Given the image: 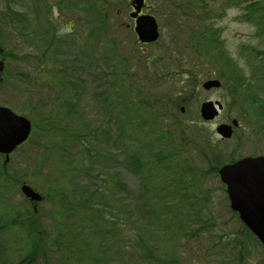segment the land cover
I'll return each mask as SVG.
<instances>
[{"label":"rangeland","instance_id":"1","mask_svg":"<svg viewBox=\"0 0 264 264\" xmlns=\"http://www.w3.org/2000/svg\"><path fill=\"white\" fill-rule=\"evenodd\" d=\"M62 3L60 0H16L7 7L0 2V46H3L0 47L3 49L0 51V62L4 64L0 70V105L25 114L33 126L38 124L36 132L33 131L28 142L11 154L7 164L0 154V166L10 169L15 177L0 196V226H4L0 231V264H16L19 259L26 258L30 250L29 226L36 221L31 202L20 191L23 183L31 185L44 196L45 200L38 204L37 222L40 221L43 228L49 231L50 238H55L54 221L59 213L58 205L53 202L58 201L59 194L63 192L66 172L63 152L58 147L63 143V138L57 133L63 134V122L66 132L75 126H87L93 130L99 126L110 129L114 148L116 145L124 150L128 145L140 146L138 148L145 146L141 150L143 168L139 175L126 168L127 154H116V148L111 156H116L118 162H109L111 168L119 172L121 179L128 185V195H121L120 198L127 195L125 201L129 207L120 222L129 224L138 221L136 226H143L144 236L149 241H155V252L169 260L166 264H172L175 260L182 264H238L237 251H225V232L228 236L238 234L239 229H244L243 223L229 208L222 182L210 169L216 161L205 155V151L209 144L219 148L221 155L217 160L226 161L224 163L264 156V131H256L255 126H251L252 132L246 131V127L251 124L245 114L243 117L240 115L241 103L236 97V89L241 83L239 73L241 75L249 71L248 76L253 79L254 72H259L262 67L257 69L247 55L238 54L241 45L257 46L255 26L246 19L237 20L239 16L244 18L247 10L227 9L226 14L218 20L224 28L222 40L215 42L209 35H205L203 29H206V25H200L201 21L195 17V8H182L177 1L170 0L164 4V8H152L151 12L157 19L158 16L160 18L161 36L159 44L145 46L139 44L134 32L126 27V0H117L111 8H103L107 6V0H63ZM93 6L102 8L98 11ZM7 8L18 9L21 15H12ZM216 9L222 11L225 8ZM119 11L122 16L118 14ZM63 16L67 18L63 19ZM54 32L62 43L55 47L54 54L44 57L42 52L47 50L49 37ZM40 35H44V38L39 39ZM42 40L45 41L41 45L39 42ZM225 46L229 52L226 49L223 51ZM3 52H6L5 55ZM153 56L156 58L151 59ZM204 56L215 58L204 61ZM201 61L204 66L195 70V65ZM63 70H66L64 74ZM211 70L215 71L216 76L212 75ZM213 77L222 82L221 87L205 90L204 81ZM69 81L77 84L78 94H85L83 102L88 107L74 113L62 108V112H57L55 120L51 122L57 126L55 132L42 134V119L38 113H33V108L37 107L38 94L45 93L44 101H47L52 96L53 87V91L57 86L61 89L60 86ZM27 87L35 93L33 100L28 96L29 91L22 90ZM240 92L245 95L250 93L243 89ZM154 95H159V102L154 103V108L150 109V103L146 102ZM222 99L227 103L224 113L211 121L199 117L201 103ZM126 102L129 104L122 113L121 109L109 112L110 106L118 104L123 108ZM230 102L234 106H229ZM54 103L55 100H50L46 109L37 108L39 114L41 112L42 116L46 115L44 110L48 113ZM183 105L187 111L180 114ZM232 119L242 121V126L237 128L233 138L224 140L216 128L220 123ZM257 119L259 122L264 121L261 116ZM127 121H140L142 126L130 127ZM189 121H197L198 124ZM84 131L82 133H86ZM90 145L103 146H98L94 141ZM72 148L80 154V144H73ZM167 151L174 152L175 156H163ZM82 158V161L75 159L74 168L78 166L84 169L88 164L84 153ZM160 158L170 159L160 161ZM191 161L192 168H196L193 173L200 180L191 185L190 173L185 180H176L179 177L176 168H182ZM145 176L146 181L143 180ZM81 178L85 181L86 177ZM57 182H60L58 187ZM143 183L147 189L144 198L158 199L166 204V200L161 198L169 194L180 199L183 207L189 208L180 211L184 215L182 218L176 217V221L174 217L170 218L171 225L177 228L172 234H168L164 227L160 229L158 225L154 234L150 220L141 212L139 203L142 200L136 196L143 193ZM154 186L163 189L156 190ZM150 190L153 196H150ZM205 197L208 200L201 201ZM202 205L203 216L196 215L195 208ZM207 212L212 218H207ZM120 217H123V213ZM212 220L216 222L215 230L224 235L219 248L214 245L219 234L211 230ZM35 234L43 251L49 248L52 250L49 253L51 260L45 262L44 257L40 256L38 264H63L61 248L55 245L48 247L46 242L50 238L41 229ZM262 248L260 246L257 250V256L241 264H264L260 263L264 262ZM108 251L99 252L96 259L85 264H115L112 257L107 261ZM90 255L92 253L86 254V259ZM99 258L103 262L98 261ZM119 260L125 264L121 258ZM156 263L157 260H141L139 264ZM126 264L131 263L129 261Z\"/></svg>","mask_w":264,"mask_h":264},{"label":"trees","instance_id":"2","mask_svg":"<svg viewBox=\"0 0 264 264\" xmlns=\"http://www.w3.org/2000/svg\"><path fill=\"white\" fill-rule=\"evenodd\" d=\"M6 4V6H10L11 3L16 0H0V2ZM61 3L63 0H60ZM249 3L246 5L247 12L245 13V19L250 22L251 25L255 26L257 46H248L243 45L242 54L244 56L247 55V58L252 63V65L256 66L259 69V72H254L255 75L253 79H251L249 75V71L239 73V79L241 83L236 89V97L237 100L241 103L239 109L242 113L240 115L243 117L244 114L246 118H248L250 122V126L246 127V131L252 132L253 128L251 126H255L256 131H264V121L259 122L258 117L261 116L264 119V0H247ZM59 5V4H58ZM63 5V3H62ZM11 11L12 15L20 16L21 11L18 9L7 8ZM50 9V8H49ZM54 9H56L54 7ZM62 9V8H61ZM64 9V8H63ZM99 11V8L97 9ZM8 13V12H7ZM10 14V13H8ZM67 16V15H66ZM67 18L63 16V19ZM26 21V20H23ZM52 23V21H51ZM102 29V27H99ZM71 31V29H69ZM96 31V29H94ZM39 39L44 38V35L38 36ZM45 40L39 42L41 44ZM62 43L61 38H58L56 32H54L50 37L47 43V50L42 52V55L46 57L47 55L54 54V50L56 46H59ZM42 45V44H41ZM3 47V46H0ZM3 50L0 48V51ZM3 52V55H5ZM226 58V56H224ZM252 65H250L252 67ZM56 67V66H55ZM253 68H251L252 70ZM66 70H63V74ZM243 72V70L241 71ZM68 86V87H65ZM36 87V85H34ZM50 87V86H49ZM53 87L51 89L52 96L48 98V102L50 100H55L52 110L48 113L44 110L43 116L38 109H46L48 107V102L45 100V93L38 94L37 107L33 108V113H38L41 117L42 126V134L55 132L56 125H53L51 122L55 120V116L57 112H62V108L69 109L71 113L86 110L88 107L84 102L85 94H78L76 91L78 90L77 84H72L69 81L66 85ZM80 87V86H79ZM51 88V87H50ZM243 89L244 92H250L248 95L242 94L240 90ZM25 91H29L28 96L30 99H34L35 93L30 89L25 88L22 89ZM154 97H159V95H154ZM157 99V98H156ZM159 101V99H157ZM150 103V109L154 108V102L147 101ZM231 103V102H230ZM228 104L231 106V104ZM129 103L126 102L125 106L121 108L118 104L109 107V112L111 111H120L123 112L124 108ZM233 105V104H232ZM234 106V105H233ZM31 108V109H32ZM142 110V109H141ZM140 110V111H141ZM36 111V112H35ZM31 116L30 112H28ZM119 113V112H118ZM120 114L118 115V117ZM32 117V116H31ZM130 118V117H129ZM86 119V116H85ZM145 119V118H144ZM148 119V118H147ZM146 119V120H147ZM111 119H109L110 121ZM130 127L132 126H142L140 121L130 122L127 121ZM87 125V124H84ZM38 124L34 125V131L36 132ZM75 126V125H74ZM89 126V125H88ZM72 127V130L66 132L64 122H63V134L62 132H57L60 136H62V144L58 145L59 149L63 152V162L66 165L65 178H63V192L59 194V200L53 202V204L58 205L57 211L59 213L56 218L55 225V238L54 240L50 238L51 234L49 231L44 229L41 225L40 221L37 222L38 215H35V221L32 225L30 224V250L27 253L26 258H21L16 264H38L40 260V256H43L46 261H50V252L52 251L49 248L48 251H43L41 245H39L38 240L35 236L37 230L41 229L45 234H47L48 239L46 244L47 246L60 247L61 252V260L63 264H85L91 260L97 258V254L99 252L104 251L107 255V261L112 257L114 259L115 264H121V260L123 262L128 263L130 261L131 264H139L141 260L154 261L157 260L158 264H166L169 260L161 259L159 261V252H155L156 244L155 241H149L148 237L144 236L143 226L137 227L136 222L132 221L127 224L125 222L122 224L120 222L125 218L126 211H128V203L127 195H128V185L121 179L119 172L115 171L114 168L110 166L109 160L117 161L116 156H111L112 152L116 148V154L118 153H126V168L130 171L138 173L139 175L140 169L143 168V163L141 161L142 154L141 150L145 148H138L140 146L128 145L127 149L124 150L121 147L114 148V142L111 139L110 129H107L103 126H99L97 130H93L90 126L82 127ZM53 129V130H52ZM82 129V130H81ZM134 130V128H132ZM85 130L82 133V131ZM102 135L104 139L99 136ZM42 137H40L41 139ZM102 139V140H100ZM111 139V140H110ZM94 141L98 146L103 145L102 147L91 146L90 142ZM73 144H80L81 148L79 149V153L74 152V148H72ZM126 148V145H124ZM196 150L194 149V152ZM168 153H163V156H175L174 152L167 151ZM205 155L209 158H213L216 161L215 164H211V171H213L218 176V170L220 166L224 163V161H218L217 158H220V149L216 148L214 145L209 144L208 149ZM82 153L85 154V158L88 164L83 168H77L78 166L73 167L75 165V159L78 158L82 161ZM122 153V154H123ZM130 153V155H128ZM171 158V157H170ZM168 158V159H170ZM207 158V159H209ZM166 159V160H168ZM165 159L160 158V161H166ZM193 161H191L186 166L177 167L176 173L179 177L176 179L178 181L185 180L188 173H190L191 180L193 184L198 180V175H194V168H192ZM82 176H85V181H82ZM79 178V179H78ZM147 176L143 178L146 181ZM15 180V177L11 174L10 169H5L3 165L0 166V196L5 193V189H7L10 181ZM81 180V183H79ZM176 182V181H175ZM57 187L60 182H57ZM51 185L49 187L51 188ZM156 190L159 188L162 190L163 188L160 186L153 187ZM166 190V189H165ZM164 190V191H165ZM59 191L58 193H60ZM147 192L146 187L143 183V193L136 197L140 198L142 201L139 203V207L141 212L146 218L150 220L151 225L154 227L153 233L155 234L157 225L158 227L165 228L168 231V234H172L177 228L174 225H171L170 218L174 217V221L176 217L182 218L184 215L180 213V211L187 210V208L182 206V202L179 201L177 197H171V195L166 194L161 198L162 200H166V204H162L157 199L150 200L148 197H145V193ZM126 195V197H121V195ZM150 196H153L152 190H150ZM149 199V200H148ZM147 200V201H146ZM208 197H205L207 201ZM133 206L131 207V210ZM189 209V208H188ZM203 205L195 208V214L199 216L202 215ZM123 213V217L120 215ZM207 218H212L209 212L206 213ZM162 216H166L169 218L165 220ZM192 215H189L190 217ZM16 217V216H15ZM14 217V218H15ZM187 218V217H186ZM39 220V219H38ZM32 221V220H29ZM13 222V219L10 223ZM2 225V224H0ZM183 225V223H181ZM211 227L216 228V222L212 220ZM34 228V229H33ZM4 229V226H0V231ZM248 232V230L245 228ZM153 234V235H154ZM219 234V241L217 245H221L224 241V235ZM250 234V233H249ZM63 235V239H61ZM52 239V240H51ZM157 240V239H156ZM247 240V241H246ZM233 244L237 247L236 250L239 249L242 253V256L246 257V254H243L244 247H248L251 250L249 256H252L255 247V241L252 240V234L250 236H245L244 241L236 240L235 238L231 239ZM52 242V244H51ZM55 242V243H54ZM97 245H98V253H97ZM105 248H107L105 250ZM168 248H174L173 246H169ZM161 251V250H160ZM226 251H229L226 249ZM162 255H163V251ZM92 253L89 258L86 259V254ZM96 254V257L94 258ZM13 257V254L11 255ZM247 256L246 259L249 257ZM99 258L98 261L103 262ZM104 260V258H103ZM146 263V262H145ZM172 264H182L178 260H175Z\"/></svg>","mask_w":264,"mask_h":264},{"label":"water","instance_id":"3","mask_svg":"<svg viewBox=\"0 0 264 264\" xmlns=\"http://www.w3.org/2000/svg\"><path fill=\"white\" fill-rule=\"evenodd\" d=\"M138 31L143 41H153L158 37L154 18L148 23L140 22ZM3 63H0V70ZM218 81H210L205 86H218ZM217 114L213 103L203 105L202 115L212 119ZM237 124V122H234ZM32 124L22 115L16 114L9 107L0 106V153L5 154V163L9 155L30 136ZM221 135L228 138L232 135L229 125L218 128ZM222 181L227 186L231 208L238 211L242 221L255 233L264 244V157H247L222 167L219 171ZM23 194L32 202L43 200L41 193L28 184L21 186Z\"/></svg>","mask_w":264,"mask_h":264},{"label":"flooded vegetation","instance_id":"4","mask_svg":"<svg viewBox=\"0 0 264 264\" xmlns=\"http://www.w3.org/2000/svg\"><path fill=\"white\" fill-rule=\"evenodd\" d=\"M107 6L103 8H111L117 2V0H107ZM170 0H126V15L124 19L126 20V27L131 29L136 36V41L139 44V34L137 32V26L141 19H144L150 15L155 16L151 10L152 8H164V4H168ZM177 1L182 8H195V17L201 21L200 25L203 27L206 23H211L212 20L214 22V28L223 31L220 29V26L216 23L219 21V16H223L226 14V10L219 11L215 9L212 12L211 8H243V0H173ZM84 7H89L87 5H83ZM94 8H102L101 6H93ZM137 8L139 9V13H137ZM161 12L160 9H158ZM162 13V12H161ZM120 16H122L121 11L118 12ZM137 14V15H136ZM163 14V13H162ZM156 17V16H155ZM157 19V18H156ZM159 16L157 22L159 24ZM125 25V22L123 23ZM160 27V24H159ZM206 28V27H205ZM205 30V29H203ZM148 45L149 44H142ZM143 48V47H141Z\"/></svg>","mask_w":264,"mask_h":264}]
</instances>
